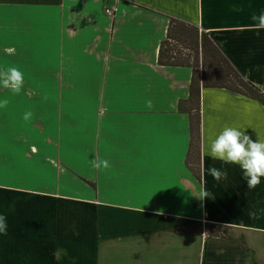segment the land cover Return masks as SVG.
<instances>
[{"label": "crops", "instance_id": "crops-1", "mask_svg": "<svg viewBox=\"0 0 264 264\" xmlns=\"http://www.w3.org/2000/svg\"><path fill=\"white\" fill-rule=\"evenodd\" d=\"M171 17L264 93V0H0V264H264V105L201 88L198 181Z\"/></svg>", "mask_w": 264, "mask_h": 264}, {"label": "trees", "instance_id": "trees-1", "mask_svg": "<svg viewBox=\"0 0 264 264\" xmlns=\"http://www.w3.org/2000/svg\"><path fill=\"white\" fill-rule=\"evenodd\" d=\"M158 63L167 66L191 68L189 95L178 102V110L186 112L189 118V146L185 163L198 181L200 169V90L202 87L225 88L246 97L258 100L264 105V93L254 86L229 60L207 32L196 25L171 17L166 36L158 49ZM207 233L225 236L222 231Z\"/></svg>", "mask_w": 264, "mask_h": 264}, {"label": "rangeland", "instance_id": "rangeland-1", "mask_svg": "<svg viewBox=\"0 0 264 264\" xmlns=\"http://www.w3.org/2000/svg\"><path fill=\"white\" fill-rule=\"evenodd\" d=\"M251 168H252V170L255 171V167H251ZM243 172H244V169H243ZM253 174H254V172H253ZM259 204H261V199L259 201L256 200L255 198H248V199L246 198V199H243V209L241 211H243V213H244V211H245V209L247 207H252V209L256 210L255 207L257 205H259ZM262 209H264V207H262ZM196 228H197L196 225L189 226V227H186L185 228V231L184 232L195 231ZM210 230L216 231V230H213V229H210ZM219 231H221V230H219Z\"/></svg>", "mask_w": 264, "mask_h": 264}, {"label": "built area", "instance_id": "built-area-1", "mask_svg": "<svg viewBox=\"0 0 264 264\" xmlns=\"http://www.w3.org/2000/svg\"><path fill=\"white\" fill-rule=\"evenodd\" d=\"M103 11H104L105 15H107L109 17H113L117 12V6L112 5V6L104 7Z\"/></svg>", "mask_w": 264, "mask_h": 264}]
</instances>
